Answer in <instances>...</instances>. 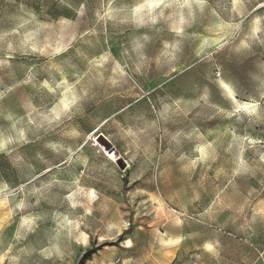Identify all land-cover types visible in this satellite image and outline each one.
<instances>
[{
    "label": "rangeland",
    "instance_id": "1",
    "mask_svg": "<svg viewBox=\"0 0 264 264\" xmlns=\"http://www.w3.org/2000/svg\"><path fill=\"white\" fill-rule=\"evenodd\" d=\"M0 264H264V0H0Z\"/></svg>",
    "mask_w": 264,
    "mask_h": 264
},
{
    "label": "bare ground",
    "instance_id": "2",
    "mask_svg": "<svg viewBox=\"0 0 264 264\" xmlns=\"http://www.w3.org/2000/svg\"><path fill=\"white\" fill-rule=\"evenodd\" d=\"M244 106H245V107H248V104H245Z\"/></svg>",
    "mask_w": 264,
    "mask_h": 264
}]
</instances>
